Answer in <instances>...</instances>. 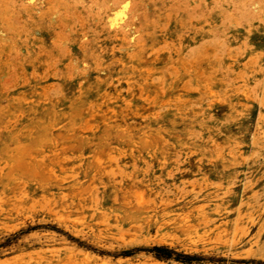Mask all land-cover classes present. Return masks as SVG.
I'll use <instances>...</instances> for the list:
<instances>
[{
  "label": "rangeland",
  "instance_id": "obj_1",
  "mask_svg": "<svg viewBox=\"0 0 264 264\" xmlns=\"http://www.w3.org/2000/svg\"><path fill=\"white\" fill-rule=\"evenodd\" d=\"M0 264H264V0H0Z\"/></svg>",
  "mask_w": 264,
  "mask_h": 264
},
{
  "label": "trees",
  "instance_id": "obj_2",
  "mask_svg": "<svg viewBox=\"0 0 264 264\" xmlns=\"http://www.w3.org/2000/svg\"><path fill=\"white\" fill-rule=\"evenodd\" d=\"M154 255L159 258H169L171 255V250L164 246H153Z\"/></svg>",
  "mask_w": 264,
  "mask_h": 264
},
{
  "label": "bare ground",
  "instance_id": "obj_3",
  "mask_svg": "<svg viewBox=\"0 0 264 264\" xmlns=\"http://www.w3.org/2000/svg\"><path fill=\"white\" fill-rule=\"evenodd\" d=\"M155 57V56H154Z\"/></svg>",
  "mask_w": 264,
  "mask_h": 264
}]
</instances>
